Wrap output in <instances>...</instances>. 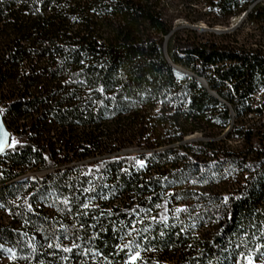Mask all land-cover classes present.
<instances>
[{
    "label": "trees",
    "instance_id": "1",
    "mask_svg": "<svg viewBox=\"0 0 264 264\" xmlns=\"http://www.w3.org/2000/svg\"><path fill=\"white\" fill-rule=\"evenodd\" d=\"M0 110V264H264V0H0Z\"/></svg>",
    "mask_w": 264,
    "mask_h": 264
},
{
    "label": "rangeland",
    "instance_id": "2",
    "mask_svg": "<svg viewBox=\"0 0 264 264\" xmlns=\"http://www.w3.org/2000/svg\"><path fill=\"white\" fill-rule=\"evenodd\" d=\"M169 12L171 13L172 10H169ZM192 25L197 26V27L206 26L209 29L201 31L198 28H195V27L193 28ZM185 27L196 29L199 32L209 31V32H214L216 34L233 32V31L238 30L237 38L241 43H245L248 45V44H253L256 42V38L252 36L253 29L251 28L250 24H248L243 14L238 17H232L229 25H218L215 27H210L203 21L198 22V23H191L187 21L184 17H178L174 21V27H173L172 32L179 31L180 29L185 28ZM217 30H220V31H217ZM169 39L170 37L168 38V41ZM193 136L196 138H199V140L203 139L202 135L200 134H193ZM42 172L43 171H30L22 175L23 177L20 179L29 178L30 176H35L37 174L40 175Z\"/></svg>",
    "mask_w": 264,
    "mask_h": 264
},
{
    "label": "water",
    "instance_id": "3",
    "mask_svg": "<svg viewBox=\"0 0 264 264\" xmlns=\"http://www.w3.org/2000/svg\"><path fill=\"white\" fill-rule=\"evenodd\" d=\"M252 7V6H251ZM245 15H247L248 11L244 12ZM192 27L194 28H198L199 30L201 31H204L206 29H209L207 28L206 26H201V27H197V26H194L192 25ZM217 31H220V30H217ZM173 33V32H172ZM170 37V35L166 36V41H168V38ZM177 69V72H178V75H179V72H181L182 74L183 73H187V74H193L192 72L178 66V65H174ZM194 75V74H193ZM180 76V75H179ZM199 80L207 87L209 88L208 86V82L205 78L203 77H198ZM211 92L218 97V94L214 91V90H211ZM228 131V130H227ZM11 136H12V132L11 130L8 128L7 124L5 123L4 121V118H3V115H2V112L0 110V157L2 155V153L4 152V150L10 145V142H11ZM199 140V138H196L192 135H189V136H186L183 143L185 142H189V141H197ZM137 151H141L139 148H127V149H124L121 151V153H130V152H137ZM45 171H43L42 173H44ZM23 176H20V178H22Z\"/></svg>",
    "mask_w": 264,
    "mask_h": 264
},
{
    "label": "bare ground",
    "instance_id": "4",
    "mask_svg": "<svg viewBox=\"0 0 264 264\" xmlns=\"http://www.w3.org/2000/svg\"><path fill=\"white\" fill-rule=\"evenodd\" d=\"M179 75L182 76L183 74L181 72H179ZM184 76V75H183Z\"/></svg>",
    "mask_w": 264,
    "mask_h": 264
},
{
    "label": "built area",
    "instance_id": "5",
    "mask_svg": "<svg viewBox=\"0 0 264 264\" xmlns=\"http://www.w3.org/2000/svg\"><path fill=\"white\" fill-rule=\"evenodd\" d=\"M243 16H245V18H246V15H245V13H243Z\"/></svg>",
    "mask_w": 264,
    "mask_h": 264
}]
</instances>
